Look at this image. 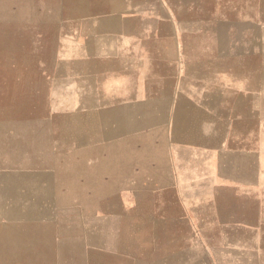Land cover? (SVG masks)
Instances as JSON below:
<instances>
[{
	"label": "rangeland",
	"instance_id": "obj_1",
	"mask_svg": "<svg viewBox=\"0 0 264 264\" xmlns=\"http://www.w3.org/2000/svg\"><path fill=\"white\" fill-rule=\"evenodd\" d=\"M232 1L238 9L235 12L184 13L178 17L207 23L222 17L224 39L233 22L237 40L250 32H254V40H264V0H252L250 11L246 0ZM70 3L0 0V264H122V240L135 230L140 231L137 235L143 241L140 252L144 264H167L187 253L192 264H264V191L254 196L241 192L230 179L234 176L231 151L250 145L245 138L235 139L236 132L243 129L245 133L246 125L218 126L228 138L223 137L222 148L217 147L216 157L205 165V171L197 157L202 150H193L185 177L195 187L155 189L149 186L152 169L155 166L161 172L167 168L168 152L163 131L151 124L150 114L142 125L128 126L148 131L128 137L123 146L125 156L121 141L110 143V155L100 158L89 157L92 150L77 148L81 142L78 144L71 130L69 114L52 110L49 99L45 105L40 92L42 75L56 71L59 41L65 40L77 21L115 15L72 12ZM123 15L129 18L135 14ZM161 15L142 14V20L149 28ZM255 64L260 66L262 60L256 58ZM69 69L68 63L59 70ZM257 73L261 71L256 68ZM243 111L230 108L217 113L226 118L229 114L242 116ZM255 117L257 150L264 139L257 113ZM187 134L192 137L189 143L196 147L214 143L200 140L194 130ZM122 164L144 171L143 187L125 190L123 198ZM23 165L56 167L58 179L54 188L49 185L46 189L45 198L34 199L36 203L20 202L18 188L16 199L8 203L1 195L7 172ZM25 177L16 173L13 178L20 183ZM42 200L45 202L38 203ZM153 234L169 235L166 238L173 241V247L154 244L160 237Z\"/></svg>",
	"mask_w": 264,
	"mask_h": 264
},
{
	"label": "crops",
	"instance_id": "obj_2",
	"mask_svg": "<svg viewBox=\"0 0 264 264\" xmlns=\"http://www.w3.org/2000/svg\"><path fill=\"white\" fill-rule=\"evenodd\" d=\"M251 2L246 0L247 11ZM69 5L72 12L115 14L75 22L65 40L59 41L56 71L42 75L40 92L45 105L49 99L52 110L70 115L71 130L78 144L81 142L77 148L92 150L89 157L104 158L110 155V143L122 141L123 157L128 137L148 131L128 126L142 125L150 114L151 124L163 131L168 163L161 172L154 166L149 186L185 190L195 187L185 177L193 150H202L197 157L205 171V165L212 164L216 151L222 148V140L228 138L218 126L246 125L245 133L243 129L236 132L235 139L245 138L250 145L231 151L234 176L230 179L241 192L254 196L264 191V145L255 148L256 113L264 139V40H254V32L237 40L233 22L224 39L222 17L214 23L178 17L184 13L235 12L238 9L232 0H71ZM123 14L135 15L127 18ZM142 14L162 15L147 28ZM256 58L262 60L257 67ZM68 63V71L59 70ZM256 68L261 73L256 75ZM230 108L244 110L243 115L224 118L217 113ZM177 130L182 135L177 136ZM193 130L200 140L214 143L201 144L200 148L191 145L192 137L187 133ZM216 141L220 143L216 145ZM15 169L7 172L8 180L2 186V198L8 203L16 199V188L20 202L36 203L58 179L56 167L23 165ZM16 173L26 175L24 181L16 182ZM143 173L140 167L122 164V198L125 190L143 187ZM137 233L140 231L122 240V264H144L140 252L143 241ZM153 235L160 237L154 244L172 246L173 241L166 238L169 235ZM187 236H191L190 231ZM167 264H192V260L187 253Z\"/></svg>",
	"mask_w": 264,
	"mask_h": 264
}]
</instances>
